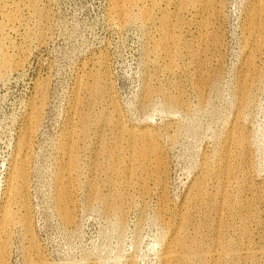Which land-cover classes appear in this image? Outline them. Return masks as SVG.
I'll return each mask as SVG.
<instances>
[{
    "label": "rangeland",
    "instance_id": "obj_1",
    "mask_svg": "<svg viewBox=\"0 0 264 264\" xmlns=\"http://www.w3.org/2000/svg\"><path fill=\"white\" fill-rule=\"evenodd\" d=\"M253 9L263 35L264 0H0L13 63L0 75V264H163L185 214L179 264H214L217 240L239 247L216 264H264ZM194 238L205 257L186 263Z\"/></svg>",
    "mask_w": 264,
    "mask_h": 264
},
{
    "label": "bare ground",
    "instance_id": "obj_2",
    "mask_svg": "<svg viewBox=\"0 0 264 264\" xmlns=\"http://www.w3.org/2000/svg\"><path fill=\"white\" fill-rule=\"evenodd\" d=\"M17 12H18V10L16 8H13V10L11 9V11H9V14L7 13V19L8 20L15 19L17 17ZM148 14H149V12H148ZM249 15L251 17V20H250V23H249V31H250V35L253 37L252 40L257 45H259V44L260 45L261 44L264 45V34L263 35L260 34L261 33L260 32L261 28L263 29V27L261 26L262 23L259 22V12L253 9ZM5 25H7V24H4L3 21H0V35L3 34L2 32H4V29L6 28ZM2 36H4V35H2ZM1 42H2V40H1ZM2 44L3 43L0 44V75H2L5 71L9 70V68H13L12 67V65H13L12 60L2 50ZM253 57H255V56H253ZM254 59H252V58L249 59L248 65H249V67L252 70L245 75V78H243L242 81H240V83L238 85V91H239L240 96H241V105H240L241 107H245L246 106V104L248 102V99H249V96H250V83H251V81H252V79H253V77L255 75V72H256V62H255ZM170 62L166 63V65H165L166 68L170 67ZM91 91H97V88L93 87V88H91ZM114 143L117 144V142H114ZM25 145H26V142L24 144H21V148H25L26 147ZM62 146H63L64 149L67 148L66 144H63ZM238 146H239L240 150H242L244 148V146H243L241 141L238 142ZM70 148L73 149V145H71ZM24 153H26V152H24ZM133 155L136 158H140L137 161H139V162H141L143 164V169L142 170L146 171L147 163H148L147 160L148 159H147V152L143 148V146L140 145L137 148H134ZM76 161L77 160H76L75 156L73 155L72 158L70 159V162H71L70 166L71 167L76 166ZM156 161L158 162V159H156ZM18 178H19V180H18L19 183L18 184H22L24 186L25 185V184H23L24 176H23V172L21 170L18 171ZM64 192H65L64 189L59 187V194H60L59 197H60V199L62 197L61 195H63ZM227 195L228 194H226V191L223 192L222 199H223V202L225 201V203H226V200H227ZM197 200H200V195H199L198 192H196V194L194 195V198H193V201H197ZM189 217H190V214H185L184 216H182L181 221L179 222V224L177 226L178 233L175 234L174 239L167 246V249H166L165 253L161 257V260H162L163 264H179V259H180L181 256H180L178 251L176 252V251L173 250V247H178V246L182 245V243L178 239V234L187 225ZM62 219H63V221L65 223L69 222L70 221L69 213L62 212ZM190 221H191V219H190ZM197 225H201V222H197ZM242 231L243 232H247L248 231L246 225L242 227ZM232 241H234V240H232ZM231 243H234V242H231ZM227 244L229 245L230 243H228V242L227 243H223L221 240L215 241V245L217 246L218 250H215L216 253L215 252H211L212 254L208 253L209 254L208 255V259L210 261H214V264H216L217 261L219 260V258L222 257V256H228L231 259L236 258V256H237V248L239 247L238 243H237V245L235 243L232 244V245H235V247H233L234 249H231V250L228 249ZM199 245H200V240L198 238H194L191 241V244L187 246L188 253H186L184 255V259L185 260L187 259L186 263H188L189 261H192V260H197V259L200 260V259H203L205 257L204 254L200 253L197 249L193 248V247H197ZM229 248H230V246H229Z\"/></svg>",
    "mask_w": 264,
    "mask_h": 264
}]
</instances>
